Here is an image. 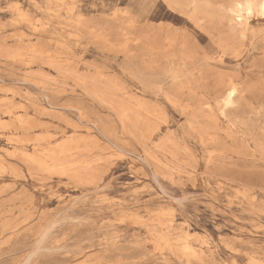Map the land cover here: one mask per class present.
Returning a JSON list of instances; mask_svg holds the SVG:
<instances>
[{"label": "rangeland", "instance_id": "1", "mask_svg": "<svg viewBox=\"0 0 264 264\" xmlns=\"http://www.w3.org/2000/svg\"><path fill=\"white\" fill-rule=\"evenodd\" d=\"M261 2L0 0V264H264Z\"/></svg>", "mask_w": 264, "mask_h": 264}, {"label": "bare ground", "instance_id": "2", "mask_svg": "<svg viewBox=\"0 0 264 264\" xmlns=\"http://www.w3.org/2000/svg\"><path fill=\"white\" fill-rule=\"evenodd\" d=\"M248 9H249V12L248 13H250L251 12V8L250 7H248ZM259 12H261L263 15H264V0H262V2L260 3V5H259V10H258ZM232 92H230L228 95H227V97L230 99L231 97H232ZM228 103V102H227ZM38 246V245H37ZM37 250V249H36ZM37 252H38V250H37ZM36 253V252H35ZM32 254H34V253H32ZM33 256V255H32ZM32 256H30L29 255V257H28V260H30L31 259V257ZM27 263H28V261H27ZM27 263H25V264H27Z\"/></svg>", "mask_w": 264, "mask_h": 264}]
</instances>
